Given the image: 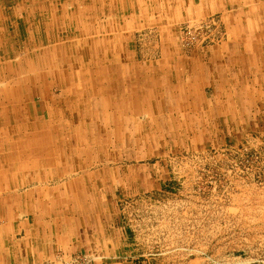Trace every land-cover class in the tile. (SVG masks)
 Here are the masks:
<instances>
[{
  "label": "rangeland",
  "instance_id": "rangeland-1",
  "mask_svg": "<svg viewBox=\"0 0 264 264\" xmlns=\"http://www.w3.org/2000/svg\"><path fill=\"white\" fill-rule=\"evenodd\" d=\"M162 1L0 0L5 11L0 18V133L14 144L22 135L30 139L20 155L12 148L11 160L0 146V181L16 191L30 183L23 181L25 175L39 170L62 176L52 179L61 189H80L77 181H89L86 203L65 199L68 218L86 209L92 216L99 212L89 224L109 221V234L112 220L120 224L117 244L107 245L112 255L75 240L57 258L60 264H264V78L259 96L247 99V106L232 111L223 106L215 115H201V121L192 112L153 113L162 98L151 92L160 89L159 77L168 67H177V57L194 58L228 40L218 13L198 18L183 9L172 11L176 0L168 6ZM163 45L171 49V66H162ZM53 46L57 49L50 51ZM96 70L102 76H95ZM165 86L166 92H179L173 79ZM68 87L73 92L65 91ZM126 92L138 94L127 99L130 107L127 101L117 105L116 98ZM104 100L108 106L103 107ZM243 100L233 98L237 104ZM167 102L164 110L170 108ZM89 115L97 127L85 121L86 131H79L88 135V143L75 140L78 130H57L72 120L73 127L82 126ZM108 116V127L99 128ZM41 126L57 130L65 142L36 137ZM92 128L97 129L88 132ZM35 159L43 164L39 170ZM93 189L99 191L95 209ZM6 196L9 207L21 202L14 201L17 194Z\"/></svg>",
  "mask_w": 264,
  "mask_h": 264
},
{
  "label": "crops",
  "instance_id": "crops-1",
  "mask_svg": "<svg viewBox=\"0 0 264 264\" xmlns=\"http://www.w3.org/2000/svg\"><path fill=\"white\" fill-rule=\"evenodd\" d=\"M171 1L163 0L162 6H168ZM176 1V4L171 5L172 11L177 13L183 9V13H196L198 18L204 14L218 13L228 30V40L217 46H209L204 53L194 58L182 60L177 57L176 69L168 67L167 75L159 77L162 89L160 86L159 90L151 92V96L162 99L155 105V109H150L155 110L153 113L166 114L182 115L192 112L196 113L198 120L201 121V115H215L223 106L229 111L234 106H247V99L259 96L257 94L261 88L259 83L264 78V0H246L247 3L245 0ZM168 46L163 45L166 56L161 62L164 67L171 66L170 57H173L168 55L171 51ZM117 63L118 66H125L121 57ZM134 64H136L135 60L134 63L129 62L128 66L131 68ZM151 77L157 79L154 76ZM170 79L177 81L179 92L163 90L166 80L170 81ZM136 96V93L135 96L128 92L126 95L123 93L116 98L118 100L115 103L120 105L121 101L126 102L129 97L132 99ZM44 97L47 98V95ZM238 97L244 100L238 102L239 104L234 103L233 98ZM49 98L48 96L47 100H51ZM187 99H193V102L185 104ZM151 100L153 101V98ZM167 101H170L168 105L170 108L164 110ZM104 102L107 101L104 100ZM127 102L130 107V102ZM159 107L161 110H158ZM128 111L130 112L129 108L124 109V112ZM42 173L48 174V172L39 171V174L33 172L30 173L31 176L25 175L26 178L23 181L29 180L30 183L20 189L16 186V191H10L7 185L4 186V181H0V264H60L57 258L69 250L75 240L98 254L112 255L107 253V245L108 243L112 246L117 244L116 237L120 236L119 221L112 220L113 234H109V221L95 219L93 224H89L90 219L98 216L99 212L92 216L86 209L83 213H75L72 214L74 217L68 218L67 215H70V212L63 207L67 201L65 199L70 197L72 201L86 203L85 195L90 194L89 181L88 183L77 181L76 184H81L80 189L72 188L74 185L70 189H61L52 185L55 183L52 179L57 180L62 176H56L53 173L42 175ZM84 175H81V178L85 177ZM9 177L5 175V178ZM16 182L19 184L21 180ZM93 190L95 198L92 200L95 202L93 205L95 209L98 206L99 191ZM10 193L17 194V197L13 198L14 201L23 202L11 203L9 207V197L6 195ZM26 198L28 203H24L27 202ZM19 232H23L24 235L14 237Z\"/></svg>",
  "mask_w": 264,
  "mask_h": 264
},
{
  "label": "bare ground",
  "instance_id": "bare-ground-1",
  "mask_svg": "<svg viewBox=\"0 0 264 264\" xmlns=\"http://www.w3.org/2000/svg\"><path fill=\"white\" fill-rule=\"evenodd\" d=\"M18 1V0H17ZM245 2H246V0H245ZM20 3V2H19ZM28 3V2H27ZM37 3H39V1H37ZM247 3V2H246ZM40 4V3H39ZM40 5H42V8H41V10H45V8L47 7V6H45V5H43V4H40ZM184 5V4H183ZM27 6V5H26ZM51 6V5H50ZM190 6V5H189ZM6 7V6H5ZM262 8V7H261ZM19 9V8H18ZM54 9V8H53ZM46 10H48V12H50V9H46ZM229 10V9H228ZM22 12V11H21ZM1 13H5V11L2 9V8H0V18H1V16L3 15H1ZM115 13V12H114ZM19 16H20V18L21 19H23L22 17H24V14H19ZM10 17V19H11V16H9ZM8 17H3V21H4V19H7ZM16 19H17V17H16ZM5 22V21H4ZM20 21H17L16 20V28H20V23H19ZM253 22V21H252ZM22 28V27H21ZM260 30V29H259ZM16 33V32H15ZM243 34V33H242ZM12 35V34H11ZM17 35V34H16ZM9 37H10V35H9ZM18 37V36H17ZM23 41H22V39H21V37L20 38H18V41L16 40V43L18 44V45H21L20 43H22ZM41 42V41H40ZM9 43V42H8ZM49 44V43H48ZM64 46V45H63ZM51 48H54V49H51ZM50 48V51L51 50H56L57 49V47L56 46H53V47H51ZM53 52V51H52ZM36 55V54H35ZM9 58V57H8ZM14 58H16V54H14ZM95 58V57H94ZM1 59V58H0ZM16 59H18V58H16ZM239 59V58H238ZM8 60L9 59H6V61L8 62ZM95 60V59H94ZM251 60V59H250ZM128 63V62H127ZM4 64V63H3ZM9 64V63H8ZM19 64V60L17 61V65ZM31 64H34L35 65V63H29V67H31ZM104 64V63H103ZM13 65V64H12ZM48 65V64H47ZM248 65V64H247ZM5 66V65H4ZM26 66H28V65H25V67ZM25 67H23V70H24V68ZM113 68V67H112ZM210 68V67H209ZM3 69V68H2ZM22 69V68H21ZM111 69V68H110ZM17 70V72H18V68L16 69ZM30 71H31V73H33V70L32 69H29ZM120 71V70H119ZM89 72V71H88ZM0 74H1V72H0ZM87 76H90V73H85ZM102 73H101V70H96V73H94V75L95 76H102L101 75ZM68 76V75H67ZM1 77H3V76H1ZM30 77V76H29ZM69 77V76H68ZM90 78V77H89ZM88 78V79H89ZM19 79H21V77H19V78H17L16 79V81H18ZM104 79V78H103ZM115 79V78H114ZM2 80V79H1ZM132 80V79H131ZM72 81V80H71ZM160 81V80H159ZM158 81V82H159ZM166 81H168V80H166ZM2 82V81H1ZM67 82V81H66ZM88 82H90V81H88ZM181 82V81H180ZM4 84V83H3ZM5 85V84H4ZM1 86V85H0ZM22 87V86H21ZM77 87V86H76ZM181 87V86H180ZM69 89H65V91H67V92H71L73 89H72V87L70 88V87H68ZM134 89V88H133ZM167 89H168V87H167ZM21 90L22 91H25L26 89L24 88L23 89V87L21 88ZM112 90V89H111ZM92 91H96L95 90V88L92 90ZM73 92V91H72ZM81 92V91H80ZM25 93V92H24ZM83 93V92H82ZM118 93V92H117ZM158 93V92H157ZM162 93V92H161ZM102 94V93H101ZM137 94H138V92H137ZM170 94V93H169ZM119 95V94H118ZM161 95V94H160ZM159 96V95H158ZM165 96V95H164ZM128 97V96H127ZM137 97V96H136ZM81 98V97H80ZM134 98V97H133ZM125 99V98H124ZM79 100V99H78ZM123 100V99H122ZM156 100V99H155ZM91 101H92V99H91ZM82 102V101H81ZM135 102V101H134ZM101 103V102H100ZM106 105L108 104V102H104ZM103 103V107H104V104ZM102 104V103H101ZM71 105H72V103H71ZM125 107H128V106H125ZM124 107V108H125ZM152 107V106H151ZM143 108V107H142ZM122 109V108H121ZM124 111V110H123ZM116 112V111H115ZM81 113V112H80ZM149 113V112H148ZM71 114H72V117L74 116L73 115V113L71 112ZM87 114H89V113H87ZM146 114V113H145ZM150 115V114H149ZM79 116H80V114H79ZM111 116V115H110ZM110 116H108V117H106L105 119V122H103L102 124H100V127L99 128H104V127H108V125H107V121L108 120H111V117ZM113 116V115H112ZM125 116V115H124ZM122 117V116H121ZM79 118V117H78ZM82 118V117H81ZM116 118V117H115ZM93 118L92 117H90V115H89V117H87L86 116V119L84 120V122L82 123V126L80 125V124H78L79 126L77 127V128H75V127H73L74 126V120H72L71 122H67L66 121V123L69 125V126H67L66 125V123L64 124V122H63V126H61V127H59L57 130L59 131V129H61V131H62V127H65V130L66 131H68V132H71V130L72 129H74V130H76V132H77V130H78V132L79 131H81V132H85L86 131V127H85V125H84V123H85V121H86V123H88L89 125H91V124H93L94 125V127H97V124L95 123H93V120H92ZM113 120V119H112ZM1 121H3V120H0V122ZM81 121H83L82 119H81ZM97 121V120H96ZM4 122V121H3ZM130 122V121H129ZM79 123H81V122H79ZM113 123V122H112ZM76 125V124H75ZM52 129L53 128H50V130L48 129V127L47 126H41V127H38V130H37V132H38V134H36V137H39L40 139L41 138H43V137H40V136H44V138H43V140H45V138L47 137V136H49L50 138H51V140H54L55 139V141H58V142H65L64 141V138L63 137H58V134H56L57 132V130H53V132H51L52 131ZM94 129H97V128H92V129H90V130H88V132H92V131H94ZM115 129V128H114ZM123 130H125V129H123ZM4 132V131H3ZM81 132H79V134L81 133ZM53 133H55V136H54V134ZM47 135V136H46ZM51 135H52V137H51ZM4 136H5V138H3V134H2V131H1V133H0V146H2V147H4V149H3V151H4V154H5V156L9 159V160H11V159H13V157H14V155H15V152H14V150L12 149V148H15V149H18L19 148V155L21 154V151H23V150H26V146H24V145H26V144H28L29 142V140L30 139H28V138H25L23 135L22 136H20V137H18V143H10V142H13V139H8L7 138V133L5 132L4 133ZM80 137L78 138V139H75L76 141H78V142H84V141H87V139L89 140L90 138H88L87 136H85V134H83V133H81L80 135H79ZM92 137V140L94 139V137L93 136H91ZM34 139H35V137H33ZM39 138H37V140L38 141H40V139ZM50 138L48 139V140H50ZM68 139V138H67ZM70 140H72L73 138H69ZM10 141V142H9ZM47 141V140H46ZM87 143H88V141H87ZM78 144V143H77ZM76 144V145H77ZM87 147H90L88 144H87ZM26 156H29V153H27L26 152ZM20 161V163L22 162L23 163V161H21V160H19ZM32 163L34 164V165H37V169L39 170L40 169V167H42V163L38 160V159H35V160H32ZM7 166H5V168H6ZM5 168L3 169L2 168V171L1 172H3V171H5ZM64 170V169H63ZM40 171V170H39ZM35 172V171H34ZM42 172V171H41ZM61 172H63V173H67V170H64V171H61ZM69 172V171H68ZM9 197V196H8ZM2 198V197H1ZM55 203V202H54ZM52 204H53V202H52ZM19 206V205H18ZM57 207V206H56ZM22 208V207H21ZM46 208V207H45ZM55 211V210H54ZM59 214V213H58ZM7 215V214H6Z\"/></svg>",
  "mask_w": 264,
  "mask_h": 264
}]
</instances>
